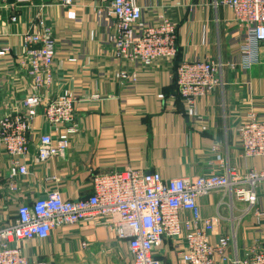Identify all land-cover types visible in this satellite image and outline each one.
<instances>
[{
	"label": "crops",
	"instance_id": "0c3cea01",
	"mask_svg": "<svg viewBox=\"0 0 264 264\" xmlns=\"http://www.w3.org/2000/svg\"><path fill=\"white\" fill-rule=\"evenodd\" d=\"M73 1L70 8L50 0L20 6L4 0L0 5V49L10 48L0 57V118L15 112L34 91L16 63L24 56L23 35L41 32L43 22L56 45L49 98H77L79 126L62 156L40 162L36 146L50 127L41 115L30 125L29 174L15 180L16 192L10 191L9 158L0 145V224L10 223L20 204L53 192L73 200L90 195L97 174L133 169L168 180L224 174L229 167L240 173L263 168L261 159L243 158L237 129L251 112L264 119V45L261 63L250 72L229 67L238 62L245 29L230 10L215 5L221 0H138L145 17L159 2V11L175 22L178 55L172 63L140 69L135 83L115 78L128 68L112 57L108 37L113 19L106 7L98 0ZM196 60L221 64L222 84L187 113L174 85L175 71ZM199 205L204 218H223L212 240L230 237L229 257L241 258L251 248L264 250V218L257 217L264 212V185L249 212L246 203H231L222 193L199 199ZM173 247L165 243L163 264H178ZM22 250L30 264H130L126 244L115 241L107 226L92 223L57 229L47 240L25 242Z\"/></svg>",
	"mask_w": 264,
	"mask_h": 264
},
{
	"label": "built area",
	"instance_id": "2783aa9c",
	"mask_svg": "<svg viewBox=\"0 0 264 264\" xmlns=\"http://www.w3.org/2000/svg\"><path fill=\"white\" fill-rule=\"evenodd\" d=\"M3 1L0 0V5ZM15 1L20 6L32 5L34 0ZM98 1L113 19L108 37L112 57L128 68L116 73V80L135 83L140 69L176 60L177 26L159 11L163 10L159 2L145 17L138 0ZM50 2L65 8L74 6L73 0ZM215 5L230 10L234 21L245 29L238 62L229 67L250 72L261 63L264 0H221ZM97 12L101 14L102 9ZM11 20L16 21V17ZM40 25L41 32L23 35L24 56L16 63L28 76L34 91L15 112L0 118V145L9 158L8 179L12 192L19 191L15 180L29 174L26 157L32 145L30 125L40 115L50 127V132L42 135L36 146L40 162L62 156L70 137L79 132L75 116L78 99L71 95L49 98L56 45L52 29L43 22ZM9 52L10 48L2 47L0 57ZM221 68V64L207 60L179 64L174 85L184 111L194 112L199 100L221 86ZM237 135L243 158L261 159V170L240 173L236 167H229L224 174L168 180L158 173L133 169L113 171L95 175L92 193L86 197L66 199L60 192H53L20 204L12 221L0 224V264H30L22 250L25 242L47 240L57 229L90 223L107 226L115 241L126 244L130 264H163L160 257L166 242L174 243L173 253L178 264H264L263 249L251 248L241 258L229 257L227 250L232 239L212 240L223 218L219 214L204 218L199 205V199L214 193H222L231 203H246L247 212L258 203L259 189L264 185V119L249 113L246 122L237 129ZM257 217L264 218V212ZM86 246L87 243H82V247Z\"/></svg>",
	"mask_w": 264,
	"mask_h": 264
}]
</instances>
